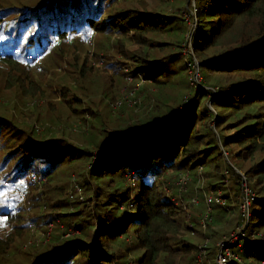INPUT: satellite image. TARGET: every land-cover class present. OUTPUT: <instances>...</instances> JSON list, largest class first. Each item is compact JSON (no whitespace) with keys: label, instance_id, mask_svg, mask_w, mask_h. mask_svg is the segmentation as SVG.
Wrapping results in <instances>:
<instances>
[{"label":"trees","instance_id":"1","mask_svg":"<svg viewBox=\"0 0 264 264\" xmlns=\"http://www.w3.org/2000/svg\"><path fill=\"white\" fill-rule=\"evenodd\" d=\"M59 1L53 0L48 5L43 2L34 9L27 8L21 17L13 18L10 31L5 30L4 37L0 38L2 63L29 69L34 66L33 57L41 59L56 39L60 54L63 52L61 44L71 38L75 41V35H84L90 30L109 39L116 33L118 53L123 57L130 55L135 64L130 73L132 78L140 77L143 84H157L167 79L169 72L172 76L181 71L191 94L175 106H164L154 100L149 109L147 103L153 98L152 94L147 95L140 87L135 91V98L145 93L142 101L140 99V104L145 105L144 114L138 118L135 110L121 108L118 119L109 124L118 130L109 132L102 144L94 147L92 159L90 154L86 167L88 179L86 176L81 186L76 179L72 180V184L80 186V192L70 199L69 190L56 186L51 189L48 182L47 192L52 190L61 197L45 205L43 217L49 218L45 221L77 229L79 235L62 238L56 227L55 231L60 234L53 235L46 247L43 245L44 252L37 254L39 250H32V264H129L128 257L137 250L142 251V256L140 260L132 259L134 264H215L218 244L230 238L244 222L241 211L244 196L249 201L247 225L243 236L228 247L240 263L232 261L230 264L264 263V234L257 237L264 228V0H194L196 25L191 44L198 63V83L190 79L186 57L181 55L183 42L177 36L188 27L183 18L184 13L189 14L187 0H160L161 4L155 8L147 7L145 0H123L117 7L120 0H64L74 4L80 25L70 31H56L50 29L53 22L45 15L47 11L61 12L63 5ZM110 7L111 13L101 18L102 9ZM11 11L0 13V23ZM34 24L42 31L35 38L41 39L47 34L56 37L36 56L27 51L32 46L31 42L27 43V28ZM209 24L218 25V30L205 38ZM131 43L136 48L129 51L125 46ZM73 46L78 48L77 43ZM110 66L107 68L127 79L122 70ZM72 69L71 77L74 76L76 89L81 92L89 85L85 79L98 70L85 58H74ZM105 81V96L109 95L114 102L119 98V89L113 92L112 78ZM62 88V102L67 106L81 101L68 88ZM207 102H211L214 114L207 109ZM86 112L90 117L96 116L91 108H86ZM72 113L78 115L76 111ZM140 118L145 121L141 122ZM7 127H12L11 123L0 118V129ZM229 131L231 133L226 135ZM16 136L23 139L16 149L23 157L7 175L3 173L9 170L8 163L16 155L0 157V176L4 177L2 181L18 189L25 187L27 197L32 193V177L49 179L55 169L50 166L51 161L57 157L64 159L63 149L72 150L76 159L87 154L64 139L36 140L20 130H16ZM199 169H202L204 189L211 194L219 192L225 201L224 207L211 203L205 230L200 224L207 207L203 187H197L201 182ZM184 173L189 178L186 192L180 197L176 189L177 194L173 192L167 198L164 184L171 187ZM105 176L117 177L123 189L115 188L111 195L100 197L99 189L94 188L95 205L91 209L92 199L79 194L91 190L92 178ZM0 187L3 189L2 183ZM10 191L8 202L6 199L0 206V219L4 223L23 222L22 204L18 199L11 200L17 195ZM195 195L199 204L190 209L188 206L187 210L186 203ZM79 205L83 206L82 211H75ZM226 208L233 210L231 216L237 218V222L232 230L227 228L219 234L217 227L223 221ZM105 209L108 213L100 217L98 212ZM125 209L136 210L138 218L124 216V226L119 229L117 211ZM87 210L96 217L95 227L93 224L89 227L91 222L79 217ZM38 219L42 221L40 216ZM133 222L137 227L129 234ZM22 228L23 225L16 226V229ZM211 240L215 244L208 250V244H204ZM202 249L203 255H199Z\"/></svg>","mask_w":264,"mask_h":264},{"label":"rangeland","instance_id":"2","mask_svg":"<svg viewBox=\"0 0 264 264\" xmlns=\"http://www.w3.org/2000/svg\"><path fill=\"white\" fill-rule=\"evenodd\" d=\"M52 1L53 0H0V13H4L8 9H12V11L9 12V17H7L3 23H0V38L4 37L5 30L9 28L10 31V26L12 25L11 23H13L12 21L14 17H21L22 13L27 11V8L34 9L40 4H43V2L45 3V5H48L51 4ZM121 1L123 0H120V2L116 4V7L122 3ZM187 2V7L189 6V13L191 6H195V4L194 0H187ZM58 3L63 5V9L61 12L56 10L53 12L47 11L45 15V18L48 21L52 20L53 22L50 26V29L56 31H70V29L74 26H79L80 23H78V16L75 14L76 9L74 4L64 0H60ZM145 3L147 7L155 8L159 4H161V1L145 0ZM126 4L129 5L128 1L126 2ZM108 9H110L109 12L107 11ZM108 9H102V13H104V15L101 18H106L105 16L108 13H111L112 8L110 7ZM183 18L186 21L188 27L185 30L181 31L178 35L177 33H175V35H177L183 42V44L181 45V55L184 58L186 57L187 59V57H189L188 42L190 41L191 44L192 33L196 25V18H190L189 14L187 13H184ZM217 30L218 25L209 24L207 26V33L205 34V38H209V36ZM38 33H42V31L40 30V28H37L35 24L34 27L27 28V43L31 42L32 45L27 49V51L32 56H36L37 54L42 52L43 48L46 47L47 42L56 38H52L51 34H47L45 35L46 37L44 36V38L37 39L35 38V36ZM13 35L15 36V33H13ZM13 35L12 37L14 38ZM74 38H76L75 41L73 38H71L72 40L67 39V43L65 42L64 45L61 44L60 50H62L63 52L60 54L59 50H57L59 47V40L56 39V41L49 46V49L44 52L41 59L33 57V59H35L34 66L30 67L29 69H26L22 66L8 65L0 61V118L7 119L12 126L10 128L7 127L0 129V157L6 159V157L10 153L16 155V157L13 160H10L8 163L9 170L4 172L3 174L7 175L8 172L13 171V167L15 166L16 162L20 161V159L23 157L22 154L20 155L18 154V152H16L17 147L23 141V139L16 136V130H20L23 133L32 136V138L36 140L46 139V142L49 140L64 139L71 143L73 147L78 148L79 150H83L85 153H87L86 155L76 159L74 158L75 154L72 150L67 151L63 149L62 152L65 155V158H53L50 166L52 165L55 167L54 171L49 176V179H46L45 185L40 190L32 186V193H29L30 197H27V189H18L7 181H2L4 180V177L2 175L0 176V184L2 183L3 186V189L2 187H0V206H3V203L11 193L10 190H12L13 193L17 196L13 197L11 200L18 199L20 201L19 203L22 204L21 207H23V222L12 220V222L9 221V223H7L5 221L4 223V220L0 219L1 264H32V261L34 259V252L32 250H39L37 254L44 252L46 245L45 247H43L37 245H27V243L29 241H32L34 239V236L38 238V234L40 235L41 233H43L44 229H46V226L51 223L50 221H45L49 220V218L45 219V217L47 216L43 217L44 212L46 211L45 205L52 204L54 201L61 197L60 195L55 194L52 190L50 192H47L46 185H48L49 182V187H51V189L56 186L64 191L65 189L69 190V188L73 185L72 180L76 179L81 186V183L86 179V176L88 179L86 167H88V164L90 162V154L91 159L94 155V147L100 146L104 141L105 136H107L109 132L118 130V128L110 126L109 124H114L113 121L115 119H118L119 112L123 109L122 107L131 108L135 110V113L139 114L137 115L138 118L142 117L145 111L144 104H140L138 101L133 104L134 100H131V104L126 102L127 93L131 92L132 90H129L130 87H133L136 90L141 87L140 89L143 88L146 91L147 95L152 94V97L154 99H150L149 103H147L149 109L153 106L154 100L155 102H160L161 105L164 106H175L176 104L180 105L184 101V99L191 94L189 88L186 87V82L184 80L185 77L181 71L172 76H169L171 75V72H169L167 79L160 80L161 83L151 84L144 82L143 84V82H141L137 77L133 78L134 82L131 84L127 81V79L125 80L120 72H115L108 69L107 67L111 68L110 64H112L115 69L122 70L123 75L126 76V78L133 77L130 73L135 69V64L132 61L130 55H125V57H123L118 53L119 47H117V43H115L118 39L116 33H112L109 39H104L105 37L103 38V36L96 35L93 31L89 30L87 34L75 35ZM23 41H25V39H23ZM73 43H77L78 48L75 49ZM125 47H127L129 51L136 48L134 43H131L128 46L126 45ZM51 48L53 49V51L51 50ZM13 49H15V47H13ZM29 49L31 50L29 51ZM191 52L195 59L192 44ZM74 58H85L88 60L89 64L92 67L98 68V70L96 69L95 73L91 74V77L85 79V81H87L89 85L87 86L88 89L86 87L84 92H81L79 88L76 89V84L73 82L75 78L74 76L71 77V75H73L72 65ZM103 68L108 70L105 71ZM187 72L190 76V79L193 81L189 70ZM68 76L71 77V79H69ZM110 78H112L114 81L112 87L113 92H116L119 89V98L114 102L111 101L109 95L105 96L107 93V81H105V79L109 80ZM15 82L16 84H14ZM62 87L68 88L70 93L78 96L79 100L81 101L72 103L70 106H67L62 102L61 96L64 89ZM141 96V98L137 96L136 97L140 98L142 101L143 96L145 97V93L141 94ZM132 98H135V96L133 95ZM117 104L119 105L116 106ZM206 107L211 114H214L211 102H207ZM86 108H91L92 111H95L96 116L90 117V114L86 112ZM74 111H76L78 115H73L72 112ZM139 120H141V118ZM144 121L145 120H141V122ZM104 122L107 123H105L104 125ZM36 129L43 130L39 131L40 133H38ZM230 133V131L226 132V135ZM225 155L226 154L223 153V156ZM0 166L2 167L1 164ZM201 174L202 169H199L198 177L201 182L197 184V187L200 186V189L201 187H203L202 183L204 179ZM183 175H185V173L181 174L180 176ZM127 181L128 183H130L129 180ZM174 183L170 185L171 187L164 184L163 190L166 196L173 194V192L175 193L177 188L174 186ZM90 184L91 190L87 189L84 194H82V192L81 194H79L82 195V197H84L85 199L93 198L94 188L99 189L100 197L111 195L115 188L123 189V186H121L123 184L115 176H105L103 179L92 178V182ZM17 190H25L24 197H20L17 194ZM84 190H86L85 187ZM202 191L203 194L210 193V191L205 190L204 187ZM178 194L181 197V193L179 191ZM63 200L66 201L65 196H63ZM186 204L187 210L188 206L189 209L191 206H194L190 203ZM89 205H91V209H94V199H92ZM82 209V205L76 206L74 208L75 211H82ZM232 211L233 210H229L228 208L225 209L223 221L217 227V231L219 232V234L225 232L227 228L228 230H232V228L235 227L237 218L231 216ZM106 213H108V210L106 209L103 212H98V214L101 215L100 217H103ZM126 215L130 217L132 216L134 220H137L138 218L137 212L134 209L117 211L116 218H119L117 222V227L119 229H122V227L124 226L122 218ZM38 216H40L42 221H40L39 219L37 221ZM81 216L85 220L91 222L89 227H92L93 225L95 227V225H97V222L94 219L95 216L93 217L89 210L84 212L83 215H79V217ZM40 222L42 225L44 224V226L40 225ZM135 223L136 222H133V224L130 225L128 230L129 234L133 233V231L137 227ZM17 225H23V228L16 229ZM32 227L37 230L35 234L31 232ZM58 234L60 233L58 231H55L50 236L52 237L53 235L55 236ZM260 234H264V228L260 229V233L257 235L258 238ZM40 238L41 235L39 236V239H37V241L40 240ZM206 244H208L207 249L212 250V246H214L215 242L214 240H211L204 245ZM141 256L142 251L137 250L135 254L128 257V263L134 264L132 259L140 260ZM253 264L260 263L253 262Z\"/></svg>","mask_w":264,"mask_h":264},{"label":"built area","instance_id":"3","mask_svg":"<svg viewBox=\"0 0 264 264\" xmlns=\"http://www.w3.org/2000/svg\"><path fill=\"white\" fill-rule=\"evenodd\" d=\"M191 9L192 10H189V16L190 17H193L195 19V6H191ZM188 55H189V59H186L185 60V63L187 65V68L189 70V73L191 74V77L193 79V82L194 83H198V64L196 62V60L194 59L193 57V54H191V44H190V41L188 42ZM140 79L141 82H143V80L138 77ZM127 81L129 83H132L133 82V78H127ZM133 90V91H132ZM131 92L127 93V96H126V102L131 104V100H134L133 104L136 103V101H138L140 103V98H132L133 95L135 96V91L136 89H132ZM122 101V100H121ZM123 101H124V97H123ZM120 102V101H119ZM119 104H117L116 106H118ZM128 105V104H127ZM38 133H40L39 131L43 130V129H36ZM46 179L45 177H32V183H33V186L36 187L38 190H40L46 183ZM189 178H188V174H185L183 176H180L174 183V186L178 189V191L180 193H184L186 192V185H187V182H188ZM23 189H26L25 187ZM24 191L25 190H17V194L20 196V197H24ZM80 192V188L79 186L74 183L68 193H69V198L72 199L73 196L75 195V193H79ZM248 192H246V195H247ZM204 195V201L207 205V210L206 212L203 214V216L201 217V228L203 230L206 229V221H208V215H209V212H210V205L211 203H214V204H217L219 206H225V201L224 199L221 198V195L220 193H213V194H203ZM168 196L170 195H167V198H169ZM189 203L196 206L198 204V197L195 195L193 197H191V199H189ZM248 208H249V201L248 199L244 196L243 198V203L241 205V211H242V216L244 218V222L242 225H240L235 233H233V235H231L230 238L228 239H224L222 240L219 244H218V252H217V255H216V258H215V264H230L232 261H234L235 263H240V260L237 256L233 255L228 247L235 244L237 242V240L243 236V233H244V229L247 225V221H248V218H249V212H248ZM58 228L59 231L62 233V238H67V237H70V236H73V235H78V230L77 229H73V228H65L61 225H59L58 222L56 223H49L47 226H46V230L41 233V238L40 240L37 241V239H39V234H38V238H36L34 236V239L32 241H29L27 243V245H37V246H43V245H46V243L48 242V240L51 238V234L55 231V228ZM37 230H35L34 227H32L31 229V232L33 234L36 233ZM38 242V243H37ZM203 249L202 251H200L199 255H203ZM198 255V259L201 260V257ZM264 264V263H262Z\"/></svg>","mask_w":264,"mask_h":264}]
</instances>
